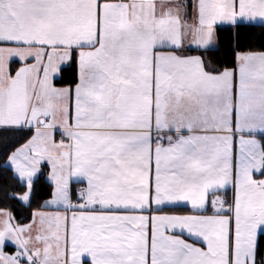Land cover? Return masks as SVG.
<instances>
[{"label": "snow or ice", "instance_id": "6c2138e0", "mask_svg": "<svg viewBox=\"0 0 264 264\" xmlns=\"http://www.w3.org/2000/svg\"><path fill=\"white\" fill-rule=\"evenodd\" d=\"M257 26L264 0H0V264H264Z\"/></svg>", "mask_w": 264, "mask_h": 264}, {"label": "trees", "instance_id": "16d2710c", "mask_svg": "<svg viewBox=\"0 0 264 264\" xmlns=\"http://www.w3.org/2000/svg\"><path fill=\"white\" fill-rule=\"evenodd\" d=\"M227 27V26H223ZM223 36L227 37V32L222 33ZM251 43L259 47L262 43H264V30H262L259 26L256 27L255 31L252 33L251 37ZM224 48L221 47V55L220 59L223 60L225 57L223 55ZM14 134L13 133H0V149H2L3 144L10 142L13 139ZM3 161L0 160V164H2ZM7 180V177L0 173V191H2V186L4 185L5 181Z\"/></svg>", "mask_w": 264, "mask_h": 264}, {"label": "crops", "instance_id": "0c3cea01", "mask_svg": "<svg viewBox=\"0 0 264 264\" xmlns=\"http://www.w3.org/2000/svg\"><path fill=\"white\" fill-rule=\"evenodd\" d=\"M193 54H195V53H193Z\"/></svg>", "mask_w": 264, "mask_h": 264}]
</instances>
